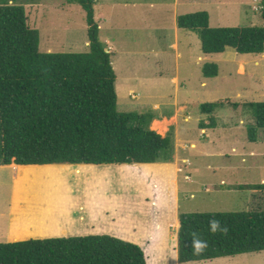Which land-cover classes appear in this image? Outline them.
I'll list each match as a JSON object with an SVG mask.
<instances>
[{
  "label": "trees",
  "instance_id": "16d2710c",
  "mask_svg": "<svg viewBox=\"0 0 264 264\" xmlns=\"http://www.w3.org/2000/svg\"><path fill=\"white\" fill-rule=\"evenodd\" d=\"M37 1L0 0V166L171 161V133L162 136L151 130L148 115L116 110L112 52L99 39L95 0H72L86 18L88 50L83 53L40 52L39 32L28 26L24 8ZM260 4L264 23V0ZM177 26L197 34L204 55L228 49L240 55L264 53V25L211 28L208 13L200 11L178 16ZM202 75L216 77L218 66L203 65ZM243 106L254 122L246 127L247 140L255 143L264 130V101ZM223 107L222 102L201 104V114L209 117L200 128H214L212 114ZM211 220L219 221L227 231L213 233ZM177 223L178 264L264 251V209L179 213ZM197 238L206 247L197 250ZM0 264L147 263L136 244L90 235L0 243Z\"/></svg>",
  "mask_w": 264,
  "mask_h": 264
},
{
  "label": "rangeland",
  "instance_id": "374dc122",
  "mask_svg": "<svg viewBox=\"0 0 264 264\" xmlns=\"http://www.w3.org/2000/svg\"><path fill=\"white\" fill-rule=\"evenodd\" d=\"M180 1L183 3L184 0ZM98 2L97 12L101 11V7L103 11L107 10L109 3L120 5L143 3L147 7L149 3L165 5L171 3L172 0H98ZM196 4V6L189 7L187 10L191 11L188 12L206 11L209 14L211 28L261 27L264 25L260 17V0H197ZM24 8L28 26L39 32L40 52L83 53L88 50L85 45L87 41L85 14L74 1L39 0L36 3L24 5ZM167 11V8L161 7L156 14L157 46L163 44L162 29H169ZM244 13H248L247 17ZM143 15L142 17L138 10L130 9L120 16V23L128 28L131 39L136 33L139 36L143 35L144 32L139 30L145 29L149 32L148 27H153L152 17L148 13ZM253 15L256 16L253 17ZM138 27L141 29L138 30ZM104 33L105 31H101L99 34L101 42ZM110 34L120 39L123 31L114 29ZM132 43H120L119 49H115V54L111 58L117 64V74L115 72L118 77L117 85L115 84L117 112L140 114L144 109H151L153 103L165 105L164 109L169 110L176 99L178 104H185L186 114L191 116L185 125L189 131L187 137L193 143H187L185 148L178 149L180 159L184 158L188 161L184 164L180 163L182 173L178 175L179 212L186 214L230 213L255 208L264 209V188H260L264 186V130L255 143L247 140L246 127L254 122L250 111L243 106L245 103L264 101V57L260 58L251 54L240 55L231 49L224 54L205 56L201 53L198 37L193 36L191 41L193 56L189 59L184 56L179 61V75L180 78L187 80V88L185 91L180 89L179 95L174 96V89L169 81L175 67L171 54L162 53L161 48H156V53L149 55L124 54L122 49L125 47L129 51L128 45ZM241 62L245 64L242 65L240 72L238 65ZM254 62L258 64L254 65ZM209 63L218 66V75L214 78H204L201 73L203 65ZM137 64H143L149 76L156 74L157 77V74L161 73L163 78L152 81V84L148 83L141 88L131 85L122 78L130 76L137 68ZM202 82H205L204 86L201 85ZM130 90L134 98L128 95ZM214 102H222L224 107L214 111L212 117L215 118L216 126L213 129L207 128V135L204 136L197 128L202 117L199 106ZM233 104H237V107L233 108ZM208 117L204 115L202 122L207 124ZM18 167L13 168L19 178L18 185L22 187L18 190L46 191L53 194L51 198L43 196L38 200L41 203H48L47 208L40 211V217L49 222L52 221L54 213L64 211L63 207L54 210L56 208H52L53 206L49 204L53 201L55 204L64 205L61 193L64 189H61L62 182L60 181L63 176L91 178L94 183H99L106 177L111 183L109 189L116 190V178L113 176L118 177L127 173L140 175L149 169L148 165L142 164ZM9 183L10 180L7 177L0 178V237L6 233L3 213L8 202ZM152 188L157 192L162 190V187L159 188L157 184L152 185ZM15 202L27 203L28 201L18 199ZM5 242V239L0 240V243ZM160 247L155 256H152L153 247L150 251L147 250L150 254L148 264H178L175 260L174 237L170 238L169 246ZM185 264H264V251Z\"/></svg>",
  "mask_w": 264,
  "mask_h": 264
},
{
  "label": "crops",
  "instance_id": "0c3cea01",
  "mask_svg": "<svg viewBox=\"0 0 264 264\" xmlns=\"http://www.w3.org/2000/svg\"><path fill=\"white\" fill-rule=\"evenodd\" d=\"M196 2L197 0H184L183 3L180 0H172L171 3L165 5L149 3L147 7L146 4L143 3L123 5L109 3L110 5L107 6V10L103 11L101 7V11L97 12V4L99 2L95 0L94 15L98 24L99 34L101 31H105L102 42L112 52V56L115 54V49H119V44L125 42L133 43L128 45L130 48L129 51H127L125 47L122 49L124 54L131 53L137 56H142L144 54L149 55L150 53H156V48H161L162 53L171 54V58L175 62V67L169 81L173 86L174 96H178L180 89H184L183 91H185L187 88V80L180 78L179 75V61L184 56H187V59L193 56V44L191 41L193 36H197V34L179 29L177 26V17L190 14L188 11L191 10L187 9L196 6ZM161 7H165L168 10L169 29H162L161 40L163 44L157 46V36L155 34L157 28L155 22L157 21L156 14ZM143 8H145V10H143ZM130 9L134 11L138 10L142 17L144 13H148L154 22L152 28L150 26L148 27L149 32L145 31V29L139 30L141 27H138L140 32H144L143 35L140 36L136 33L135 28L133 31L136 34L133 39L129 36L128 28L120 23V16L122 13L128 12ZM244 14L247 17L248 13ZM255 16L256 15H253V17ZM144 22L147 23L145 20ZM114 29H122L123 36H121L120 39L114 38V36L110 34ZM85 45L88 47L87 41ZM259 57L263 58L264 53ZM254 61L256 60L254 59ZM111 64L114 73L116 72L117 74L116 62L111 59ZM244 64L245 63L242 62L239 63L238 67L240 68V72ZM255 64L254 62V65ZM116 74L115 84L117 85L118 77ZM155 75L156 74L149 76V74L146 73L144 65L137 64V68L133 70L132 74H130V76H123L122 79L137 88H141L145 87L148 83L152 84V81L163 78L161 73H158L157 77ZM201 85L204 86L205 82H202ZM128 95H131L132 98L135 97L131 90L128 92ZM194 105L195 104H193V106ZM171 107L172 108L167 110L164 109L165 105L153 103L151 109H144L139 114H145L151 117L149 123V128L151 130H154L162 136L171 133L173 149L171 161L142 164L148 165L149 169H147L148 171L146 173L140 175L127 173L118 177L113 176V178H116V190L113 188L109 189L111 183L107 181L106 177L103 178V181L101 180L99 183H94L91 178L63 176L60 181L62 182L61 189H64V192H61L64 205H59L60 203L55 204L53 201L49 202V204L53 206L52 208H56L54 210L63 207L64 211L62 213H54L51 222L40 217V211L45 210L48 203H41L38 202V200L43 196L51 198L53 194L46 191L18 190V188L22 187L18 185L19 178L17 172L14 171L13 168L15 167V169H17L19 165L10 164L7 166H0V178L5 176L10 180V185H8L9 187L7 188L8 202L3 213L6 233L3 237H0V240L5 239V243H8L30 239L109 235L138 245L144 251L147 264L148 257H150L147 250L150 251L153 247L152 256H155L158 252L157 249L161 248L160 246H169L171 237L175 239L176 251L178 231L177 219L180 213L178 210V175L182 173V166L180 163L184 164L188 162L187 159H180L178 149L185 148L187 143L192 144L193 141L187 137V135L189 136V131L185 124L191 119V116L186 114L187 109L185 104H178V101L175 99ZM203 116L204 114H202V117ZM202 117L197 124V128L200 130L201 134L206 136L207 128L201 129L199 126V124L202 123ZM227 126L229 127V125ZM43 166L59 167L69 165ZM113 168L116 167L113 166ZM156 184L159 188L162 187L161 191L157 192L152 188V185ZM18 199H26L28 202L16 203L15 200ZM10 237H13V239H10ZM175 260L176 263H178L177 251Z\"/></svg>",
  "mask_w": 264,
  "mask_h": 264
},
{
  "label": "clouds",
  "instance_id": "9594fccd",
  "mask_svg": "<svg viewBox=\"0 0 264 264\" xmlns=\"http://www.w3.org/2000/svg\"><path fill=\"white\" fill-rule=\"evenodd\" d=\"M209 227H210V230L215 233L217 232L218 230L219 231H223V232H226L227 229L226 228H221V225H220V222L217 221V220H211L209 221ZM195 236V234H193ZM194 245L196 247L197 250H201L203 249L204 247H206V242L200 240V239H194Z\"/></svg>",
  "mask_w": 264,
  "mask_h": 264
},
{
  "label": "built area",
  "instance_id": "2783aa9c",
  "mask_svg": "<svg viewBox=\"0 0 264 264\" xmlns=\"http://www.w3.org/2000/svg\"><path fill=\"white\" fill-rule=\"evenodd\" d=\"M186 179H188V177H186Z\"/></svg>",
  "mask_w": 264,
  "mask_h": 264
}]
</instances>
